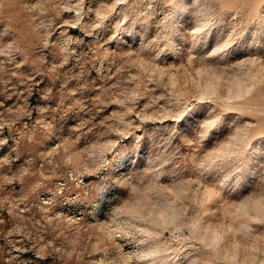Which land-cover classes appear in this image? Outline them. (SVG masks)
<instances>
[{
	"label": "rangeland",
	"instance_id": "obj_1",
	"mask_svg": "<svg viewBox=\"0 0 264 264\" xmlns=\"http://www.w3.org/2000/svg\"><path fill=\"white\" fill-rule=\"evenodd\" d=\"M0 264H264V0H0Z\"/></svg>",
	"mask_w": 264,
	"mask_h": 264
}]
</instances>
